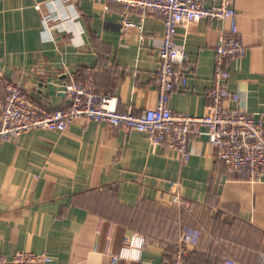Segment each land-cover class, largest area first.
I'll use <instances>...</instances> for the list:
<instances>
[{
  "label": "crops",
  "instance_id": "1",
  "mask_svg": "<svg viewBox=\"0 0 264 264\" xmlns=\"http://www.w3.org/2000/svg\"><path fill=\"white\" fill-rule=\"evenodd\" d=\"M235 7L247 52L230 66L229 89L240 100L226 99L225 105L238 104L264 119V0H235ZM122 12L120 4L106 8L101 0H0V97L1 77L7 76L48 110L67 109L64 81L93 69L98 91L111 96L118 111L155 106L164 16L134 10L130 18L141 28L123 29ZM228 27V20L214 18L178 27L176 41L187 52L180 68L189 76L169 93L170 108L207 111L214 47ZM188 149L182 155L151 144L142 131L125 133L96 120L0 140V252L46 251L49 264H114L111 255L121 250L124 235L138 232L146 237L140 259L116 264H169L177 240L163 236L165 209L188 210L173 202L175 191L208 208L217 225L238 223L242 247L258 246L264 240V174L250 179L228 171L205 133L192 136ZM176 217L185 220L179 212ZM190 247L194 264H222L226 257L203 236Z\"/></svg>",
  "mask_w": 264,
  "mask_h": 264
},
{
  "label": "built area",
  "instance_id": "2",
  "mask_svg": "<svg viewBox=\"0 0 264 264\" xmlns=\"http://www.w3.org/2000/svg\"><path fill=\"white\" fill-rule=\"evenodd\" d=\"M105 7L120 4L123 7V29L141 25L130 18L134 10L143 16L162 14L165 29L158 44L160 63L156 69L159 100L153 107L142 112L129 108L120 112L113 106V98L97 89L96 72L88 69L83 76L70 77L63 83L70 98L67 109L48 110L38 103L20 82L7 76L1 77L4 87L0 97V140L20 135L34 128L65 131L75 121H106L121 128L125 133L139 130L146 134L153 145L167 146L182 155L188 153L192 136L205 133L214 145L216 159L228 171L240 172L250 179L264 174V119L260 114L245 107L227 106L226 99L239 102L240 94L229 89L230 66L235 58L244 56L247 48L238 30L235 0H219L206 5V0H101ZM39 8V4H37ZM201 18L228 20L229 27L221 30L215 44L213 86L208 96L212 103L204 114L176 111L167 104L169 93L177 86H185L188 72L180 68L186 60L184 44L176 41L178 27ZM173 202L193 211L200 206L182 196L173 194ZM177 247L169 264H194L190 254L191 245L199 244L202 228L188 222L179 227ZM112 240L107 235V249ZM121 250L112 254L116 264L121 258L140 259L146 245V237L138 232L125 234ZM52 256L44 252L17 250L11 255L0 252V264H49ZM222 264H245L233 257H224Z\"/></svg>",
  "mask_w": 264,
  "mask_h": 264
},
{
  "label": "rangeland",
  "instance_id": "3",
  "mask_svg": "<svg viewBox=\"0 0 264 264\" xmlns=\"http://www.w3.org/2000/svg\"><path fill=\"white\" fill-rule=\"evenodd\" d=\"M165 212V222L167 224L165 226L163 236L170 238L173 237L174 239L176 238V240H178V232L181 223H183V221L188 222L202 228V236L210 238L212 241H214L216 251L223 249L226 256L233 257L245 264H264V240H262V242L255 247H242L239 243L242 241V239L244 240L245 235L243 237H240L243 232L238 235V223L233 222L232 224H229V227H223L222 222L217 225V219L211 218L212 213L210 214L209 209L205 207H199L194 209L193 211H186L180 208L178 210L174 207L165 209ZM178 212L185 217V220H183V218L181 220H178L177 217L174 219V214L176 216ZM142 225L148 226V223L146 224L144 222ZM230 238H233L235 240V244L224 245Z\"/></svg>",
  "mask_w": 264,
  "mask_h": 264
}]
</instances>
